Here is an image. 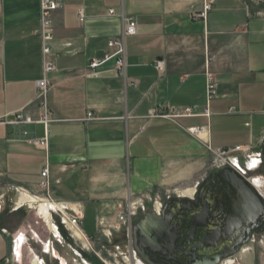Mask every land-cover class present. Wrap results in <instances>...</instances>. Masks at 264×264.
Returning <instances> with one entry per match:
<instances>
[{
  "label": "crops",
  "instance_id": "crops-1",
  "mask_svg": "<svg viewBox=\"0 0 264 264\" xmlns=\"http://www.w3.org/2000/svg\"><path fill=\"white\" fill-rule=\"evenodd\" d=\"M41 1L0 0L4 120L44 112L37 100ZM206 1L212 8L204 20L197 15ZM125 17L138 25L126 40V75L113 70L114 60L90 75L89 60L108 51ZM52 21L57 70L48 76V102L55 122L48 128L0 123V264H39L36 257L43 264H77L82 253L93 260V246L100 251L117 227L121 203L195 192L211 162L209 144L260 149L264 139V0H61ZM160 60L163 75L156 69ZM208 71L217 84L212 99ZM188 107L195 116H170ZM88 113L99 119L80 121ZM46 135L48 150L30 142ZM46 164L51 195L69 211H81L83 233L63 226L59 214L51 220L44 205L45 220L28 207L14 210L23 199L19 187L40 191ZM90 214L95 224L86 228Z\"/></svg>",
  "mask_w": 264,
  "mask_h": 264
},
{
  "label": "water",
  "instance_id": "water-1",
  "mask_svg": "<svg viewBox=\"0 0 264 264\" xmlns=\"http://www.w3.org/2000/svg\"><path fill=\"white\" fill-rule=\"evenodd\" d=\"M264 176V139L260 148ZM264 232V197L231 166L210 172L193 197H173L133 227L132 245L145 264H220Z\"/></svg>",
  "mask_w": 264,
  "mask_h": 264
},
{
  "label": "built area",
  "instance_id": "built-area-1",
  "mask_svg": "<svg viewBox=\"0 0 264 264\" xmlns=\"http://www.w3.org/2000/svg\"><path fill=\"white\" fill-rule=\"evenodd\" d=\"M61 0H42L41 1V16H40V27L38 30L41 44H42V56H43V78L37 83V100L40 107L43 109V114L35 118L32 115L20 112L16 114L11 120H4L0 118V123H6L12 126H25L28 124H44L46 128L55 122L53 119V114L49 106L48 102V93L52 87L51 82L49 81V74L55 72L57 70V63L52 51V42L55 39L54 28H53V15L55 11L60 8ZM212 8V1H206L204 3V7L202 11L197 15V17L206 19L208 12ZM110 14H115V10H109ZM79 18L81 21L85 20L84 11L81 10L79 12ZM138 33V25L134 18L125 17L124 18V26L120 36L111 38L108 41V51L100 58H92L89 60V69L91 71L90 75L98 76L99 69L109 63L110 61H115V66L113 70L122 76L126 75V67H127V52H126V40L128 37L136 36ZM156 69L159 74L163 75L165 72V63L160 60L156 63ZM217 94V84L215 80V76L213 73H207V95L209 99H212ZM157 114H152V116H156ZM204 116H210V108L207 107ZM172 117L178 116H195L193 112V108L188 107L181 111H175L174 114L170 115ZM99 119L94 116L93 113H88L87 117L84 119H80V121L86 120H96ZM202 129H195L194 133L200 132ZM25 133V131H24ZM30 142L34 143L38 147L48 150L49 148V138L46 135L42 139L31 140ZM210 153L213 154V162L214 169L222 168L225 166H231L235 170H237L242 176H244L250 183L253 185V181L258 179V176H250L249 173L255 172L259 170L261 165L263 164V154L260 149L255 150L251 146H243L236 145L231 147H214L211 144L207 146ZM256 162L257 164H254ZM253 163V164H252ZM50 174L51 169L50 165L46 164L41 173L42 180L40 181L39 187L40 191L36 194H32L29 190L19 187V191L22 194V201L16 203L14 206V210L28 207L29 209H34L37 216L42 220H45L43 215L40 213V206L44 205L49 214L51 220L55 214H59L62 217V225L70 228L75 231H82L81 228V211L78 209H72L69 211L68 206L65 203H60L56 201L50 192ZM258 177V178H257ZM261 178H264L262 176ZM173 197H182L177 190L167 191L165 194H157V195H141L134 198H129L126 202L121 203L119 205L116 221L117 226L124 227L126 231V235L130 243L132 244V233L133 227L135 225L136 220L140 217L144 216L148 212H156L160 213L163 205L162 198L165 200H169ZM33 198V200H32ZM152 204L153 210L148 211L149 204ZM2 213V204L0 202V215ZM142 214V215H141ZM54 224V223H53ZM104 222L101 221V225ZM76 233V232H75ZM37 238L38 236L34 234ZM57 241L61 242V238L59 235H55ZM18 239L16 241V246L18 245ZM25 242L21 241V247ZM50 246V241L47 243ZM46 246V245H45ZM133 247V245H132ZM46 248V247H45ZM44 248V249H45ZM39 258V257H38ZM43 260L39 261V264L42 263Z\"/></svg>",
  "mask_w": 264,
  "mask_h": 264
},
{
  "label": "rangeland",
  "instance_id": "rangeland-1",
  "mask_svg": "<svg viewBox=\"0 0 264 264\" xmlns=\"http://www.w3.org/2000/svg\"><path fill=\"white\" fill-rule=\"evenodd\" d=\"M257 150V148H255ZM213 159V154L211 153V160ZM215 167H213V162H210L207 170L201 174L197 181H202L210 172H212ZM250 176H260V172L257 170L255 172L249 173ZM263 181V182H262ZM199 183V182H198ZM256 185L261 190L262 195L264 196V178L263 180L259 179L256 182ZM180 195L193 197L194 190H190V192H181V190H177ZM193 192V193H192ZM184 197V196H182ZM163 202H166L165 198H162ZM153 210V206L150 203L148 206V211ZM91 215V214H90ZM142 215V214H141ZM117 212L115 213V221H116ZM142 217L136 220L137 223ZM37 219V217H36ZM39 219V218H38ZM95 224V217L91 215L88 217L86 222V228ZM117 224V221H116ZM106 228H104L105 230ZM107 233V232H106ZM103 243H101V250L98 251L96 246L94 245V251H91L94 259L88 258L84 253L81 254L82 257H78L77 264H145L134 252L132 244L130 240H128L126 231L124 227L117 226L111 233L109 238L105 239ZM86 250H92L91 247H85ZM85 260L86 262H84ZM76 264V263H75ZM222 264H264V232L255 235L252 242L246 246H244L239 254L230 258V260L223 262Z\"/></svg>",
  "mask_w": 264,
  "mask_h": 264
},
{
  "label": "bare ground",
  "instance_id": "bare-ground-1",
  "mask_svg": "<svg viewBox=\"0 0 264 264\" xmlns=\"http://www.w3.org/2000/svg\"><path fill=\"white\" fill-rule=\"evenodd\" d=\"M254 164H257L256 162H253ZM252 163V164H253ZM258 178V177H257ZM259 179H261V180H263V178H261V177H259L258 179H255L254 181H253V186L260 192V194L262 195V193H261V190L259 189V187L256 185V182H258L259 181ZM263 182V181H262ZM263 196V195H262ZM264 197V196H263ZM40 213H41V211H40ZM50 215V214H49ZM47 220V219H46ZM53 229H54V234H56V235H58V228L57 227H53ZM48 248H49V251L51 252V248H50V246H48ZM55 254V253H54ZM39 259V260H38ZM36 260H38V263H39V261H41L42 259L39 257H36ZM228 260H230V258L229 259H227V260H225V261H223L224 263L226 262V261H228ZM222 262V263H223ZM43 263V262H42ZM222 263H220V264H222Z\"/></svg>",
  "mask_w": 264,
  "mask_h": 264
},
{
  "label": "flooded vegetation",
  "instance_id": "flooded-vegetation-1",
  "mask_svg": "<svg viewBox=\"0 0 264 264\" xmlns=\"http://www.w3.org/2000/svg\"><path fill=\"white\" fill-rule=\"evenodd\" d=\"M255 235H257V233H253V234H252L251 242H252V240L254 239Z\"/></svg>",
  "mask_w": 264,
  "mask_h": 264
}]
</instances>
